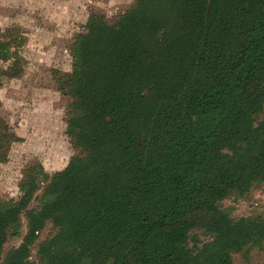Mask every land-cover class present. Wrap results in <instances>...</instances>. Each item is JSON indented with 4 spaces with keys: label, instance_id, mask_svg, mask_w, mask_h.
I'll use <instances>...</instances> for the list:
<instances>
[{
    "label": "trees",
    "instance_id": "obj_1",
    "mask_svg": "<svg viewBox=\"0 0 264 264\" xmlns=\"http://www.w3.org/2000/svg\"><path fill=\"white\" fill-rule=\"evenodd\" d=\"M2 37L0 79L17 78L24 38ZM70 53L66 129L80 153L36 208L38 173L0 203V264H33L47 223L40 264H232L262 248L264 220L222 204L264 181V0H134L112 23L91 14ZM15 141L0 119V163Z\"/></svg>",
    "mask_w": 264,
    "mask_h": 264
},
{
    "label": "rangeland",
    "instance_id": "obj_2",
    "mask_svg": "<svg viewBox=\"0 0 264 264\" xmlns=\"http://www.w3.org/2000/svg\"><path fill=\"white\" fill-rule=\"evenodd\" d=\"M133 1L0 0V37L16 31L24 38L19 49L22 74L0 79V119L16 137L9 146L7 160L0 163V203L18 200L24 177L38 173L39 189L30 204V208H36L47 178L79 155L66 129L72 99L64 84L72 70L71 45L85 31L91 14H102L112 23ZM262 121L264 113L255 119V124ZM222 206L233 219L264 220V181L242 197H228ZM26 225L22 217L16 230L10 232L2 257L19 246ZM55 233L52 224L47 223L30 247V262L40 264L38 246ZM192 235L201 242L210 240L202 230ZM232 264H264V246L247 254H234Z\"/></svg>",
    "mask_w": 264,
    "mask_h": 264
}]
</instances>
